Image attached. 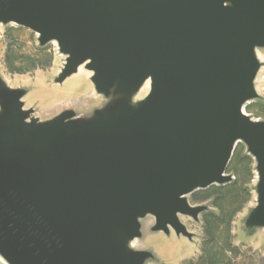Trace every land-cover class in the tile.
Here are the masks:
<instances>
[{
    "label": "water",
    "instance_id": "water-1",
    "mask_svg": "<svg viewBox=\"0 0 264 264\" xmlns=\"http://www.w3.org/2000/svg\"><path fill=\"white\" fill-rule=\"evenodd\" d=\"M9 25L55 44L50 84L86 74L93 94L42 118L0 71L6 264L161 262L143 231L195 243L182 219L214 209L188 197L234 182L239 143L255 174L240 230L264 236V120L244 112L262 100L264 0H0Z\"/></svg>",
    "mask_w": 264,
    "mask_h": 264
},
{
    "label": "rangeland",
    "instance_id": "rangeland-1",
    "mask_svg": "<svg viewBox=\"0 0 264 264\" xmlns=\"http://www.w3.org/2000/svg\"><path fill=\"white\" fill-rule=\"evenodd\" d=\"M63 61L55 44L39 47L32 31L13 25L0 26V71L11 86L30 88L24 99L25 107L37 108L42 118L56 114L60 110L58 103L93 94L86 74L60 86L49 83ZM262 61L263 68L256 81L262 100L245 107V112L258 120H264V51ZM253 167L252 158L239 143L225 171L233 175L234 182L211 186L188 197L192 205L208 202L214 209L201 214L199 223L182 219L188 230L196 234L195 243L143 231L140 244L155 252L161 261L157 264H264V236L255 234L247 238L240 230L247 212L254 206ZM149 224L151 218L147 220ZM0 264L4 263L0 260Z\"/></svg>",
    "mask_w": 264,
    "mask_h": 264
},
{
    "label": "bare ground",
    "instance_id": "bare-ground-1",
    "mask_svg": "<svg viewBox=\"0 0 264 264\" xmlns=\"http://www.w3.org/2000/svg\"><path fill=\"white\" fill-rule=\"evenodd\" d=\"M78 72L81 74V73H83V67H80L79 68V70H78ZM148 84H149V82L147 81L145 84H144V86H143V88H142V91H145L147 88H148ZM245 112V111H244ZM245 114H247L246 112H245ZM0 260L4 263V264H6L1 258H0Z\"/></svg>",
    "mask_w": 264,
    "mask_h": 264
}]
</instances>
